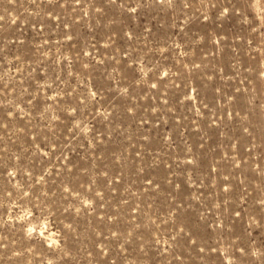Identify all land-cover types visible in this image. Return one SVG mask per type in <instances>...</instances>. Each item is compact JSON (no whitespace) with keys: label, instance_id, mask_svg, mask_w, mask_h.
Masks as SVG:
<instances>
[{"label":"rangeland","instance_id":"1","mask_svg":"<svg viewBox=\"0 0 264 264\" xmlns=\"http://www.w3.org/2000/svg\"><path fill=\"white\" fill-rule=\"evenodd\" d=\"M0 264H264V0H0Z\"/></svg>","mask_w":264,"mask_h":264}]
</instances>
